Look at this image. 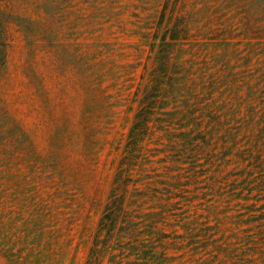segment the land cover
<instances>
[{"label": "rangeland", "instance_id": "obj_1", "mask_svg": "<svg viewBox=\"0 0 264 264\" xmlns=\"http://www.w3.org/2000/svg\"><path fill=\"white\" fill-rule=\"evenodd\" d=\"M163 11L207 44L199 108L216 113L201 149L171 146L178 118L151 145L188 182L175 264L221 243L217 262L264 264V0H0V264H86Z\"/></svg>", "mask_w": 264, "mask_h": 264}, {"label": "trees", "instance_id": "obj_2", "mask_svg": "<svg viewBox=\"0 0 264 264\" xmlns=\"http://www.w3.org/2000/svg\"><path fill=\"white\" fill-rule=\"evenodd\" d=\"M164 17L165 11L152 27L148 45L154 70L142 94L136 93L139 107L86 264H175L184 255L171 253V245H177L183 235L169 229L179 225L171 217L177 216L185 200L180 189L188 182L182 181V167L167 166L161 172L155 165L163 162L155 159L160 149L151 145L161 143L156 133L178 118L187 130L171 146L181 141L185 148L201 149L212 139L206 136L204 117L216 113L199 108V83L205 76L195 69V57L207 44L191 40L194 33L188 22L163 26ZM226 248L225 243L218 245L217 255ZM217 255L200 264H227L217 262Z\"/></svg>", "mask_w": 264, "mask_h": 264}]
</instances>
